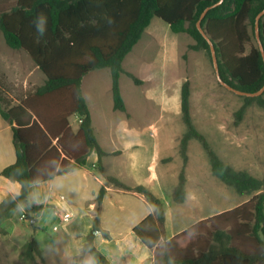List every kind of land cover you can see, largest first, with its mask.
Here are the masks:
<instances>
[{
	"label": "trees",
	"instance_id": "obj_1",
	"mask_svg": "<svg viewBox=\"0 0 264 264\" xmlns=\"http://www.w3.org/2000/svg\"><path fill=\"white\" fill-rule=\"evenodd\" d=\"M218 0H14L0 10V31L6 45L25 51L44 75L30 91L10 95L0 82V114L11 124L15 160L0 171L7 182H16L18 192L0 202V219L29 202V189L84 166L88 155L97 153V168L103 172L100 147L81 92V80L89 71L107 67L111 76L113 109L126 112L119 77L125 55L140 39L152 17L166 22L175 33L193 39L188 47L201 50L211 60L210 46L196 22L201 12ZM264 0H223L207 11L200 24L212 41L219 75L230 86L255 92L264 84V61L255 32V17ZM259 38L264 50V15L259 20ZM127 75L139 85L140 79ZM264 94V93H263ZM242 95L233 113L237 124L247 106L255 103L264 112V97ZM189 80L180 91V118L184 125L178 142L181 167L171 200H185L187 147L197 140L204 150L210 171L239 194L255 192L245 202L199 220L171 238L165 236L163 201L144 185H129L105 174L104 186L96 193L93 221L80 252L70 264H110L95 245L99 232L106 186L141 194L150 213L133 227V233L153 250V264H264V179L238 170L221 159L205 135L194 125L190 112ZM79 118L73 129L69 117ZM118 152H114L116 154ZM6 230L0 226V236ZM188 240L185 242V238ZM26 264L42 263L41 251L33 238L20 248Z\"/></svg>",
	"mask_w": 264,
	"mask_h": 264
},
{
	"label": "crops",
	"instance_id": "obj_2",
	"mask_svg": "<svg viewBox=\"0 0 264 264\" xmlns=\"http://www.w3.org/2000/svg\"><path fill=\"white\" fill-rule=\"evenodd\" d=\"M156 19L161 20L158 17H152L143 33L149 36L150 28L157 27L161 30V33L156 36L158 42H141L142 33L122 61L123 72L120 75L119 84L126 112L113 109L111 76L107 67L93 69L81 80V92L89 109L94 134L100 147L107 153L102 157L103 172L98 170L100 174H96L95 170L98 169L96 159V166L93 163L92 167H89L86 162L84 166L77 167L68 173L34 184L29 189V196H32L34 205L42 204L39 212L35 214L36 218L32 219L29 211L23 209L27 205L25 204L11 210L0 219L8 217L13 211H20L17 212L18 220L27 222L28 227L31 226V238L36 241L41 251L44 261L38 264H70L71 258L80 252L92 226L93 199L100 187L104 186L105 174L113 175L129 185L146 186L162 199L164 205L168 199L172 201L171 190L177 183L181 167L178 142L184 131V125L175 119L180 115L181 86L187 78L190 83L191 106L193 89L199 86L198 88L207 90L210 69L204 56L198 54L196 50H193L190 60H183L182 52L189 42H179V36L182 33L173 32L166 22L161 20L164 23L161 24ZM148 50L150 53L147 55ZM35 69H37L36 66ZM127 72L140 79L142 83L135 84L128 77ZM125 77L130 79L129 87L133 92L130 96H126L121 87L122 78ZM69 121L73 129L78 127L79 118L76 115H71ZM218 125L224 126L216 124ZM218 131L222 133L225 130L220 128ZM200 146L196 144L195 139H191L188 143L184 185L186 198L188 184L191 181L189 163L195 151L210 169L206 154ZM114 152L118 153L114 154ZM14 160L15 149L11 124L0 114V171ZM194 184L197 186V182ZM105 189L102 204L108 192L127 195V198L132 197L137 201L133 205L134 208H130V213L137 214L138 218L124 229H108L109 238H104L97 232L96 247L110 264H153V250L146 247L133 233V227L150 213V206L144 197L136 192L117 189L113 186H106ZM18 190V183L7 182L0 176V202ZM132 198H128L126 202H130ZM171 203L174 211H177L183 202L172 201ZM49 206H52V209H49ZM47 210L58 218L56 223L50 220L51 230L55 231L56 235L53 239L42 238L44 247H41L36 239V232L46 226L39 225L38 222L45 217ZM164 211L166 238H171L186 228L183 225L177 227L179 223L190 218L192 223H195L213 215L211 203H204L203 208L196 196L191 212L178 214L174 225H170L172 209L164 206ZM65 216L67 219H64ZM58 222L66 225L64 230H60ZM7 234L6 230V234L0 237ZM5 241L7 247L5 250H0V264H15L19 260L18 254L24 242L16 250L11 248L9 241Z\"/></svg>",
	"mask_w": 264,
	"mask_h": 264
},
{
	"label": "rangeland",
	"instance_id": "obj_3",
	"mask_svg": "<svg viewBox=\"0 0 264 264\" xmlns=\"http://www.w3.org/2000/svg\"><path fill=\"white\" fill-rule=\"evenodd\" d=\"M13 2L14 0H0V10L9 9ZM156 20L161 24H164L161 20ZM150 30L151 34L149 36L144 35L143 33V39L141 42H158L156 36L161 33V30L157 27L150 28ZM179 37V42H189L182 52V58L185 61L188 59L190 60V56H192L194 49H190L188 46L193 44L194 41L186 33H182ZM196 51L198 54L204 56V59L209 65L210 81L207 90L204 88H198L199 86L193 89L190 112L195 127L205 135L212 148L221 156L223 161L229 165L231 164L235 169L239 168L238 170L248 171L252 173L253 176L264 179L263 110L255 103H252L247 106L243 118L235 124L233 113L241 106L243 102L242 97L221 85L216 79L212 61L204 51ZM149 53L150 51L148 50L147 55ZM35 66L36 65L25 51L8 47L0 31V82L5 86L4 88L9 91L10 95H17L19 92L24 93L25 91H30L34 86L42 83L43 74L38 68L35 69ZM130 79L125 77L122 78L121 81V87L126 96H130L133 93L132 89L129 87ZM175 119L183 125L180 115ZM216 124H223L224 126L220 127V125L216 126ZM220 128L225 131L220 133V131H218ZM195 142L200 146L197 140H195ZM96 159L97 154L93 151L86 159L87 165L92 167L94 163L96 166ZM189 164L191 181L188 184L187 198L185 197V201L179 205L177 211H174L173 205H171L172 201L169 199L165 205L163 204V208L166 206L167 209L169 208L173 211L170 225L175 224V219L178 214L191 212L195 196L198 198L203 208L204 203H211V211L214 215L245 202L255 193L253 191L250 193L239 194L233 187L224 184L222 181L214 177L207 165L202 162L196 151ZM95 171L96 174H100L98 169ZM194 182H197V186ZM128 198L127 195H121L116 192H108L106 194L101 207V227L103 229L107 231L108 229L121 230L138 218L137 214L130 213V208H134L133 205H135L137 201L132 198L130 202H126ZM83 205L85 206V203H83ZM41 207L42 204L34 205L32 196H29V202L23 209L29 211L33 217L32 219H34L36 218L35 214L39 212ZM48 208L52 209V206H49ZM208 210H210L209 205ZM13 212L8 217L0 220V226L8 232L6 236L0 237L1 251L5 250L7 247L5 240L10 242L12 249L17 250L23 242L25 243V241L31 238V226L28 227L26 226L28 224L27 222L18 220L17 212L20 211ZM50 220H52L53 223H56L58 218L54 217V215L48 211L45 217L38 222L39 225H46L44 228H40L36 232V239L39 241L41 247H44V244L41 241L42 238H45L46 240L49 238L53 239L54 235H56V232L51 230ZM191 223L192 219L190 218V220L179 223L177 227L183 225L187 228L194 224ZM58 225L60 226V230H64L66 227L63 222H58ZM52 239L51 241H53ZM187 240L188 237H186L184 241L186 242ZM15 264L26 263H23L19 259ZM83 264H91L89 256L85 257Z\"/></svg>",
	"mask_w": 264,
	"mask_h": 264
},
{
	"label": "water",
	"instance_id": "obj_4",
	"mask_svg": "<svg viewBox=\"0 0 264 264\" xmlns=\"http://www.w3.org/2000/svg\"><path fill=\"white\" fill-rule=\"evenodd\" d=\"M222 1L223 0H218V1L210 4L206 8H204V10L201 12V14L199 16L198 21L196 22V26H197L199 32L203 35V37L209 43L210 53H211V61H212V65H213V69H214V72H215L216 79L225 88H227L230 91H233L234 93H236V94H238L240 96H242V95L251 96V97H253V96H260V95H262L264 93V84H263V86H261V88H259L255 92H245V91H241V90H238V89L230 86L228 83H226L225 81H223L221 79L220 75H219L217 56H216V53H215L214 45H213L212 41L209 39V37L207 36V34L205 33V31L202 29L200 22H201L202 18L205 16V14L207 13V11L209 9H211V8H213L215 6H218ZM263 15H264V8L255 17L254 32H255V37H256V40H257V43H258V46H259V49H260V52L262 54V58H263V61H264V50H263V47H262V44H261V41H260V38H259V20H260V18Z\"/></svg>",
	"mask_w": 264,
	"mask_h": 264
},
{
	"label": "built area",
	"instance_id": "obj_5",
	"mask_svg": "<svg viewBox=\"0 0 264 264\" xmlns=\"http://www.w3.org/2000/svg\"><path fill=\"white\" fill-rule=\"evenodd\" d=\"M64 219H67V217L65 216Z\"/></svg>",
	"mask_w": 264,
	"mask_h": 264
}]
</instances>
